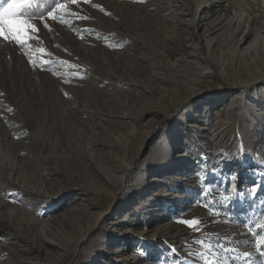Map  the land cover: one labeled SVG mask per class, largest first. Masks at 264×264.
I'll return each instance as SVG.
<instances>
[{
  "label": "rangeland",
  "instance_id": "374dc122",
  "mask_svg": "<svg viewBox=\"0 0 264 264\" xmlns=\"http://www.w3.org/2000/svg\"><path fill=\"white\" fill-rule=\"evenodd\" d=\"M21 16L37 31L0 37V264H264V186L222 207L229 175L264 185V0Z\"/></svg>",
  "mask_w": 264,
  "mask_h": 264
},
{
  "label": "snow or ice",
  "instance_id": "6c2138e0",
  "mask_svg": "<svg viewBox=\"0 0 264 264\" xmlns=\"http://www.w3.org/2000/svg\"><path fill=\"white\" fill-rule=\"evenodd\" d=\"M32 2V0H7L5 3L4 0H0V37H3L4 39H8L9 34L11 35L12 39L16 43H23L22 37L20 35V32L23 30L19 28V25H26V27L32 31H37L34 25L28 24L26 20L22 19L21 13L22 10L29 5ZM76 0H73V3H75ZM87 2V0H85ZM31 37H29L30 39ZM223 156V154H221ZM224 159H228V157H223ZM204 174L200 177L202 182L207 181V172L202 169L201 170ZM214 171V170H213ZM228 185L226 191L229 193L227 196L223 198L222 207L228 208L233 202L236 201L237 198H242L246 196H250L252 198H255V193L259 187H262L264 185H256L254 184L250 189L246 191H241L237 187V181L238 176L235 174L229 175L227 177ZM221 184H223V181H221ZM208 188L211 187V185H207ZM205 190L202 189V192ZM204 207H209V204H203ZM262 206H264V202H262ZM213 214H218L217 210H213ZM264 215V213H262ZM182 223L187 224L189 227H195L196 225L200 224L199 219L194 220H184L181 221ZM249 227L255 226V220L253 221V224L248 225ZM198 243H201L203 246L204 242L198 241ZM253 245L254 247L258 248V250H261V255L264 256V237H260V233L257 232L253 234ZM207 251H212L211 246L207 249ZM249 255V254H246ZM207 264V262H206Z\"/></svg>",
  "mask_w": 264,
  "mask_h": 264
},
{
  "label": "bare ground",
  "instance_id": "6f19581e",
  "mask_svg": "<svg viewBox=\"0 0 264 264\" xmlns=\"http://www.w3.org/2000/svg\"><path fill=\"white\" fill-rule=\"evenodd\" d=\"M262 31H264V29ZM247 36H248V31L243 29L242 30V34H241L240 38L238 39L240 41V43L245 41ZM255 79H256V82H258V83H264V74L258 75V77L255 78ZM253 80L254 79L249 78V79L243 81L242 83L238 82V83L241 84V86H243V88H241L242 92H247V89L249 90L250 88L253 87V85L249 86V84L251 82H253ZM238 83H236V84H238ZM186 100H187L186 102H185V99L182 101V104H183L182 107H185V105H188L193 99L190 98L189 100L188 99H186ZM118 180L121 182L122 181V176H119Z\"/></svg>",
  "mask_w": 264,
  "mask_h": 264
}]
</instances>
